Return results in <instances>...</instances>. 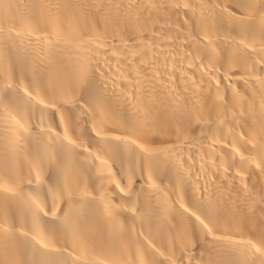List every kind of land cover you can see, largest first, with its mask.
I'll return each instance as SVG.
<instances>
[{"label":"bare ground","instance_id":"1","mask_svg":"<svg viewBox=\"0 0 264 264\" xmlns=\"http://www.w3.org/2000/svg\"><path fill=\"white\" fill-rule=\"evenodd\" d=\"M0 264H264V0H0Z\"/></svg>","mask_w":264,"mask_h":264}]
</instances>
